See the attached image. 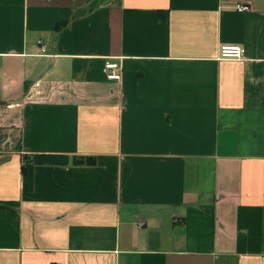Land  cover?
<instances>
[{
    "label": "crops",
    "instance_id": "obj_1",
    "mask_svg": "<svg viewBox=\"0 0 264 264\" xmlns=\"http://www.w3.org/2000/svg\"><path fill=\"white\" fill-rule=\"evenodd\" d=\"M0 264H264V0H0Z\"/></svg>",
    "mask_w": 264,
    "mask_h": 264
},
{
    "label": "built area",
    "instance_id": "obj_2",
    "mask_svg": "<svg viewBox=\"0 0 264 264\" xmlns=\"http://www.w3.org/2000/svg\"><path fill=\"white\" fill-rule=\"evenodd\" d=\"M251 7L247 3H242L236 8L237 12H249ZM244 56V48L238 44H221L218 50L219 60H241ZM121 66L116 62H108L104 65V72L108 81L120 82Z\"/></svg>",
    "mask_w": 264,
    "mask_h": 264
},
{
    "label": "trees",
    "instance_id": "obj_3",
    "mask_svg": "<svg viewBox=\"0 0 264 264\" xmlns=\"http://www.w3.org/2000/svg\"><path fill=\"white\" fill-rule=\"evenodd\" d=\"M25 169H26V168H25V167H23V172H25Z\"/></svg>",
    "mask_w": 264,
    "mask_h": 264
}]
</instances>
